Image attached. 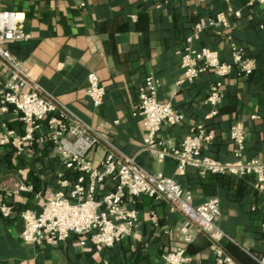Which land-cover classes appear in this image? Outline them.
<instances>
[{
	"label": "crops",
	"instance_id": "crops-1",
	"mask_svg": "<svg viewBox=\"0 0 264 264\" xmlns=\"http://www.w3.org/2000/svg\"><path fill=\"white\" fill-rule=\"evenodd\" d=\"M0 7L20 10V23L30 38L8 48L47 94L122 153L136 156L150 171L176 179L191 191L194 204L219 197L217 223L233 239L224 241L226 251L239 264H260L251 254L264 252V186L252 175L202 176L192 166L179 174L174 160L157 161L141 151L146 128L134 112L139 87L147 75H154L161 81L159 99L169 101L185 117L176 125H164L160 136L179 143L199 126L213 129L215 136L203 153L228 161L234 159L230 126L242 122L248 136L244 157L264 161L263 4L255 0H1ZM230 9L239 14L230 15L226 25L213 23L218 13ZM200 23L204 27L196 32ZM190 35L194 46L217 49L223 60H231V43L256 60L251 75L233 72L223 79V102L213 118H207L210 106L204 102L217 79L212 71L193 82L176 83L183 77L178 51ZM90 71L106 87L99 107L86 95ZM3 123L19 133L24 130L12 109H0V128ZM46 132L42 127L33 147L21 155L11 146L0 145V202L15 209L10 218L0 214V264H169L162 255L180 247L190 257L183 264H213L209 233L199 232L169 201L148 195L137 199L136 230L113 246L97 247L77 234L58 246L22 240L19 211L39 210L41 200L59 189L58 175L64 170L58 147L45 137ZM106 152L100 143L87 157L99 165ZM113 184L108 179L100 192ZM182 227L191 240H185Z\"/></svg>",
	"mask_w": 264,
	"mask_h": 264
},
{
	"label": "built area",
	"instance_id": "built-area-1",
	"mask_svg": "<svg viewBox=\"0 0 264 264\" xmlns=\"http://www.w3.org/2000/svg\"><path fill=\"white\" fill-rule=\"evenodd\" d=\"M255 1L264 5V0ZM232 14L239 12L231 9L220 12L213 23L226 25ZM20 20V10L0 7V109L16 112L24 129L19 133L3 123L0 145L11 146L15 153L21 155L33 147L37 132L45 127V137L58 147L65 164L58 175L59 189L55 194L51 198H43L39 210L26 208L19 211L23 220L22 240L29 244L58 246L72 234H77L86 236L97 247L113 246L136 230L139 222L137 199L148 195L169 201L174 209L190 219L199 232L209 233L213 264H239L224 247V241L233 239L217 223L219 197L211 196L201 204H194L191 191L184 189L176 179L162 171H150L136 156L122 153L100 131L47 94L8 48L11 43L30 38ZM203 27L202 23L198 24L196 32ZM227 38L232 39L231 36ZM193 39V35L188 36L186 44L178 51L183 77L176 83L193 82L203 72L212 71L217 79L210 86L204 102L210 106L207 118H213L223 102V79L233 72L240 76L251 75L256 69V60L247 55L243 47L231 43V60L226 61L219 50L196 47ZM87 79L86 95L95 107H99L104 102L106 87L95 71H90ZM160 87L161 81L154 75H147L139 87V102L134 115L142 119L146 128L142 152H148L157 161L174 160L179 174H184L186 168L192 166L198 168L202 176L252 175L260 187L264 186V161L244 157L248 136L242 122L236 121L230 126L234 159L228 161L203 153L204 146L215 136L213 129L199 126L179 143L160 136L164 125H176L185 118L169 101L159 99ZM100 143H104L107 152L100 164L95 165L87 155ZM108 179L113 181V187L100 192ZM14 213L13 205L0 202V214L4 219ZM181 230L185 240H191L186 228ZM251 255L264 264V252ZM162 258L169 264H183L190 259L184 247L164 253Z\"/></svg>",
	"mask_w": 264,
	"mask_h": 264
}]
</instances>
